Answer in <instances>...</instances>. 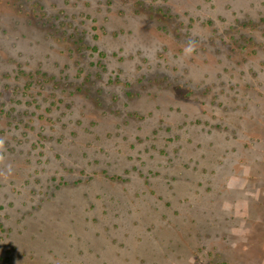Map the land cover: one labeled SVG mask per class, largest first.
Returning <instances> with one entry per match:
<instances>
[{
    "label": "rangeland",
    "instance_id": "obj_1",
    "mask_svg": "<svg viewBox=\"0 0 264 264\" xmlns=\"http://www.w3.org/2000/svg\"><path fill=\"white\" fill-rule=\"evenodd\" d=\"M0 264H264V0H0Z\"/></svg>",
    "mask_w": 264,
    "mask_h": 264
}]
</instances>
